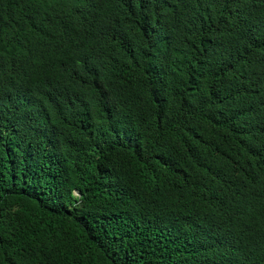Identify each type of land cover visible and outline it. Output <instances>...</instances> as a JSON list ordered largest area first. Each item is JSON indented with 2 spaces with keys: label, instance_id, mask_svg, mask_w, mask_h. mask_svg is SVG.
Segmentation results:
<instances>
[{
  "label": "trees",
  "instance_id": "16d2710c",
  "mask_svg": "<svg viewBox=\"0 0 264 264\" xmlns=\"http://www.w3.org/2000/svg\"><path fill=\"white\" fill-rule=\"evenodd\" d=\"M0 264H264V0H0Z\"/></svg>",
  "mask_w": 264,
  "mask_h": 264
},
{
  "label": "rangeland",
  "instance_id": "374dc122",
  "mask_svg": "<svg viewBox=\"0 0 264 264\" xmlns=\"http://www.w3.org/2000/svg\"><path fill=\"white\" fill-rule=\"evenodd\" d=\"M75 193V192H74Z\"/></svg>",
  "mask_w": 264,
  "mask_h": 264
}]
</instances>
